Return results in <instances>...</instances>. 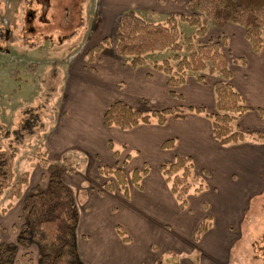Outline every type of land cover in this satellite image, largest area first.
I'll return each instance as SVG.
<instances>
[{"label":"rangeland","instance_id":"374dc122","mask_svg":"<svg viewBox=\"0 0 264 264\" xmlns=\"http://www.w3.org/2000/svg\"><path fill=\"white\" fill-rule=\"evenodd\" d=\"M131 9L152 23L163 22L168 16L176 13L189 16L195 11L190 0H0V148H13L17 151L13 168L15 181L25 172L29 175V185L23 189V197L35 189L48 191L47 181L42 178L46 172L38 166L35 159V149L46 143L48 130L56 128L61 120H67L68 114L71 115L73 110L80 111L81 114L92 109L90 114L96 116V107H91L93 93L82 91L81 88L93 90L96 86L93 80L96 81L98 77L104 81L107 74L104 65L108 59L115 61L118 66L123 63L122 59L106 58V55L114 56L113 45L120 17ZM179 26L185 35H190L193 31L184 23L179 22ZM226 26V29H220L216 24L209 22V33L201 41L216 40L224 34L223 31L230 36L239 28L234 24ZM105 37L109 38L111 47L96 56L94 64H88L85 53ZM223 49L228 52L226 47ZM168 55L169 53L152 56L149 60H159ZM260 56L264 58V52ZM144 70L152 72L149 67ZM117 78L119 77L115 76V79ZM121 85V82H116L111 86L114 97L119 94L115 89ZM179 103H181L179 100L168 97V100L160 101L157 107H160L159 105L161 108L178 107ZM144 106L142 110L145 112L150 110ZM101 117L100 115V123ZM25 121L32 124L30 130L21 128ZM97 125L99 129L100 125ZM76 127L80 134H85L87 128L83 124L78 123ZM104 130H106L103 135L104 147L97 151L86 150L81 144L82 148L79 150L68 149L62 154L51 151L48 157L51 163L63 162L70 172L63 175V181L74 194V207L78 219V227L74 234L77 236L78 252L83 255L79 254L77 257L83 264H90V260L80 242L83 238L88 239L85 237V231H88L87 234L94 233L93 222L104 228L106 234L111 232L114 236L115 224H123L122 228L136 244L135 249L142 253L143 258H148L145 248L141 250L140 247L143 237L138 234L136 238L130 232L132 229L136 233L130 203L123 200L118 192L114 194L105 192L103 185L107 179L97 173V168L101 165H114L112 154L106 147L109 139L113 143L115 141L114 147L120 152V163L128 154V150L123 151L115 140L118 135L114 132H123L117 129ZM249 141L254 143L252 140ZM132 157L133 168L142 167L143 163H146L153 176L158 169L157 163L162 158L157 151L133 154ZM130 169L131 167H128L125 172ZM258 190H262L261 186ZM189 195L195 196L192 193ZM138 196L141 195L139 193L134 195L133 201ZM23 197L13 200L12 207L6 214L2 215L0 212L2 243H16L21 225L29 222L22 215ZM252 201L257 205L249 207L247 211L250 216L248 234L246 235V228V231L243 229L234 233L230 239L234 246L232 243L230 245L235 249L233 254L230 253L225 258L230 264H264V197ZM8 203L5 192L0 201V210ZM195 205V199L189 200L191 215L199 208L195 209ZM202 211L203 208L198 214L206 216L207 213L203 214ZM168 214L166 211L164 215ZM158 223H161L160 219L153 221L157 229ZM245 226L248 227V224ZM160 231L154 230L151 234H145L143 241L147 240L154 244L156 250H150L155 253L154 257L162 253L165 258L167 252L165 246L173 239L160 234ZM186 244L191 246L190 242ZM172 245L168 249L174 253L175 250L170 248ZM183 251L178 257L182 264H189L196 255L186 254V249ZM40 257V246L32 243L27 248L18 247L14 264H39Z\"/></svg>","mask_w":264,"mask_h":264},{"label":"crops","instance_id":"0c3cea01","mask_svg":"<svg viewBox=\"0 0 264 264\" xmlns=\"http://www.w3.org/2000/svg\"><path fill=\"white\" fill-rule=\"evenodd\" d=\"M226 27L222 29H226ZM223 32L226 37V48L232 58L244 62L243 64H230L231 83L242 96L245 104L251 108L239 118L236 126L242 131L264 134V121L256 112L258 108L264 109V58L260 56L264 52V48L259 53L252 52L249 43L244 38L243 29L240 27L235 29L230 36L225 31ZM104 50L97 56L101 55ZM114 57L121 59L115 51L114 56L106 55V58L114 59ZM104 66L107 71L104 81L99 80V77L96 81L93 80L97 86L93 90L80 87L82 91L87 90L93 93L91 107H96V116L90 114L92 109L81 114L80 111L73 110L71 115L68 114L67 120H61L58 125L56 123V128H50L46 134L48 137L44 145L47 146L44 147L47 148L48 154L51 151L62 154L68 149L79 150L82 147L86 150L97 151L100 147H104L103 135L106 130L102 125V117L101 123L99 117L103 115L105 106L115 100H120L135 109L144 111L142 110L143 105L145 108L149 107L150 110L163 109L161 105L157 107L160 101L168 100V97L172 98L166 87V77L161 73L147 72L144 70L146 67L132 69L123 63L118 66L115 61L109 59ZM108 76L110 77L108 78ZM115 76L119 77L118 80L115 79ZM216 80L215 76L205 75V84L202 85L195 80L194 76H189L186 83L176 90L181 95V99H174L181 102L179 106H203L208 113H213L212 86ZM116 82H121L122 85L115 89V92L119 94L114 97L111 86ZM78 123L87 128L84 135L77 130ZM97 124L100 125L99 129ZM122 132H114L118 135L115 140L123 148V151L128 150L131 169H134L133 154L141 155L157 151L162 156L157 163L158 168L162 163L171 162L175 156L181 155L192 159L197 172L204 171L208 174L206 189L193 197L188 195V206L185 211H181L159 170L155 171L154 176L149 170L142 179V191L131 189L129 199H124L120 195L123 200L130 203V208L134 213L136 233L130 229L131 234H134L136 238L140 234L144 240L145 234L161 230L160 234L173 239L165 246L167 252H171L168 248L173 243V247L170 248L175 250L176 255L184 252V249L190 256L195 253V258L189 264H230L225 258L228 254H233L235 250L234 242H230V239L233 238L232 235L243 229L246 231V228V235L248 234L250 216L247 211L249 207L257 205L251 200L264 197V141L252 143L246 140L243 143L221 147L211 136L210 121L204 115L195 113H188L183 119L170 116L163 126L138 125L132 130ZM166 140H174L172 149L163 150L161 148V144ZM108 141L113 143L110 139ZM110 152L113 163H115L113 152ZM144 165L147 164L143 163ZM143 166L135 169H142ZM145 181L146 183H144ZM258 186H261L262 190H258ZM259 191L261 192L258 193ZM137 193L141 196L133 201V196ZM193 199L196 200L195 209L199 208L195 214L191 215L192 209L189 208V200ZM201 208L204 210L203 214L207 213L206 216L198 214ZM166 211L169 212L168 216L164 215ZM243 213L246 214L243 215ZM206 217L210 218L211 227L200 236L197 242H194L195 230ZM159 219L161 223H158L157 229L153 221ZM246 224L248 227L245 226ZM122 225L119 226L122 227ZM77 227L78 219L75 229ZM92 227L95 230L94 233L87 234L88 231H85V237L88 239L84 240L83 238L82 242L79 241L86 249L90 264H154L156 259L162 256L161 253L154 257L155 253L150 252V250H156L154 244L142 240L141 250L145 248L148 256V258H143L142 253L135 249L136 244L131 236H129L130 242L124 243L115 231V236L111 232L106 234L104 228H100L95 222ZM186 242H190L191 246H187ZM231 243L233 246L230 245ZM78 247L77 236H75V249L79 257L81 253L78 252ZM177 264H182L181 259H178Z\"/></svg>","mask_w":264,"mask_h":264},{"label":"trees","instance_id":"16d2710c","mask_svg":"<svg viewBox=\"0 0 264 264\" xmlns=\"http://www.w3.org/2000/svg\"><path fill=\"white\" fill-rule=\"evenodd\" d=\"M190 3L195 9L191 15L176 13L158 23L144 20L134 11L124 13L119 20L113 48L123 64L130 68L149 67L151 71L163 74L172 98L181 99L176 90L186 83L189 76H194L202 85L205 84V75L217 77L212 86L214 112L208 113L203 106H178L149 110L147 113L115 100L104 110L102 125L129 131L138 125L163 126L170 116L183 119L186 114L195 113L204 115L210 121L211 136L221 147L246 140L264 141V134L242 131L236 126L239 118L251 108L231 83L230 64L244 62L233 59L229 51H224L227 45L224 34L216 40L201 41L208 35L209 22L220 29L234 24L243 29L252 52L259 53L264 48V0H190ZM179 22L193 29L190 35L181 31ZM108 47H111V42L105 37L85 53L86 62L94 63L96 56ZM166 53L169 55L159 60H149V57ZM256 112L264 121V109L258 108ZM31 127L32 124L26 121L21 126L23 130H30ZM107 147L116 161L113 166L101 165L97 168L98 175L107 179L103 189L107 193L118 192L124 199H129L131 189L142 191V179L148 174L149 167L144 165L142 169L125 172L129 167L130 155L127 154L120 163V153L114 144L108 141ZM173 147L174 140L161 144L163 150ZM35 153L38 166L46 172L42 178L47 181L48 191L35 189L23 197V189L29 185V175L25 172L15 181L13 168L17 151L0 148V200L7 192L9 202L0 212L6 213L12 207L13 200L23 197L22 215L29 220L21 225L16 243L0 242V264H14L18 247L27 248L32 243L41 248L39 264H83L75 249L77 216L74 194L63 181V175L70 172L63 162L56 164L49 161L48 151L43 144L35 149ZM158 170L181 211L188 206L189 194L197 195L206 189L208 174L197 172L188 156L177 155L171 162L162 163ZM210 227V218H204L195 230L194 242ZM114 231L122 242H130L121 226L116 225ZM178 259L175 253L167 252L165 258L159 256L154 264H177Z\"/></svg>","mask_w":264,"mask_h":264}]
</instances>
